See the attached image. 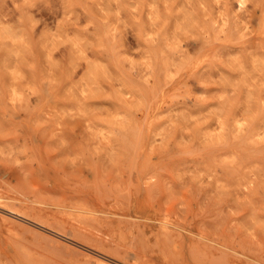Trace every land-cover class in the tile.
Masks as SVG:
<instances>
[{"label": "rangeland", "instance_id": "1", "mask_svg": "<svg viewBox=\"0 0 264 264\" xmlns=\"http://www.w3.org/2000/svg\"><path fill=\"white\" fill-rule=\"evenodd\" d=\"M0 202V264H264V0H0Z\"/></svg>", "mask_w": 264, "mask_h": 264}, {"label": "bare ground", "instance_id": "2", "mask_svg": "<svg viewBox=\"0 0 264 264\" xmlns=\"http://www.w3.org/2000/svg\"><path fill=\"white\" fill-rule=\"evenodd\" d=\"M1 203V202H0ZM7 208H9V207H7ZM12 211V210H11ZM15 212V211H14ZM20 214V213H19ZM101 255V254H100ZM99 256V255H98ZM104 258H106L107 259V257H104ZM104 258H102V257H100L99 256V258H97V261L99 262V263H101V264H111L109 261H111L110 260V258H109V260L107 259H104ZM118 261V260H117ZM116 262V261H115ZM114 263V262H113ZM115 264V263H114ZM116 264H118V263H116Z\"/></svg>", "mask_w": 264, "mask_h": 264}]
</instances>
